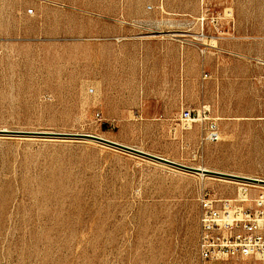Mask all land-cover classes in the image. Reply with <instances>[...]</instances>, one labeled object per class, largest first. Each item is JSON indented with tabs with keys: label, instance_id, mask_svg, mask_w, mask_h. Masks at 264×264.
<instances>
[{
	"label": "rangeland",
	"instance_id": "1",
	"mask_svg": "<svg viewBox=\"0 0 264 264\" xmlns=\"http://www.w3.org/2000/svg\"><path fill=\"white\" fill-rule=\"evenodd\" d=\"M3 130L0 264H202L201 192L264 195V0H0Z\"/></svg>",
	"mask_w": 264,
	"mask_h": 264
},
{
	"label": "built area",
	"instance_id": "2",
	"mask_svg": "<svg viewBox=\"0 0 264 264\" xmlns=\"http://www.w3.org/2000/svg\"><path fill=\"white\" fill-rule=\"evenodd\" d=\"M180 120L192 124L196 122V115L186 109L181 112ZM211 130L208 139L218 140L216 126ZM199 222L198 253L202 264H264L263 194H252L247 185L230 199L216 198L208 191H202Z\"/></svg>",
	"mask_w": 264,
	"mask_h": 264
},
{
	"label": "water",
	"instance_id": "3",
	"mask_svg": "<svg viewBox=\"0 0 264 264\" xmlns=\"http://www.w3.org/2000/svg\"><path fill=\"white\" fill-rule=\"evenodd\" d=\"M0 133H7V132L3 130ZM70 136H73V137H76V138H79V139H85V140H91V141L100 142V143L109 145L111 147H114V148L129 152V153H132L134 155L141 156V157H144V158H148V159L154 160L156 162H159V163H162V164H165V165H168V166H172V167H175V168L183 169V170H186V171H189V172L199 173V174H203V175H214V174L217 175L218 174V173L209 171L207 169H200V168H193V167L184 166V165L178 164L176 162L170 161L168 159H165V158H162V157H159V156H155V155L146 153L144 151H141V150H138V149H135V148L124 146V145L118 144L116 142H112V141H109V140H106V139H103V138H100V137H97V136H94V135L76 134V135H70ZM236 178L243 179V180L248 181V182L252 181V183H258V179H250V178H244V177H236ZM260 181H262L260 183L264 184V180H260Z\"/></svg>",
	"mask_w": 264,
	"mask_h": 264
},
{
	"label": "crops",
	"instance_id": "4",
	"mask_svg": "<svg viewBox=\"0 0 264 264\" xmlns=\"http://www.w3.org/2000/svg\"><path fill=\"white\" fill-rule=\"evenodd\" d=\"M158 129H160L164 134H176V133H181V129L179 128V124H175L173 121H160L155 124ZM164 158V157H162Z\"/></svg>",
	"mask_w": 264,
	"mask_h": 264
},
{
	"label": "bare ground",
	"instance_id": "5",
	"mask_svg": "<svg viewBox=\"0 0 264 264\" xmlns=\"http://www.w3.org/2000/svg\"><path fill=\"white\" fill-rule=\"evenodd\" d=\"M5 131V130H4ZM203 175V174H202ZM252 179V178H250ZM262 181H260V179H258V183H252V181H249V182H244V183H247V184H250V185H253V186H259V187H264V184L260 183Z\"/></svg>",
	"mask_w": 264,
	"mask_h": 264
}]
</instances>
